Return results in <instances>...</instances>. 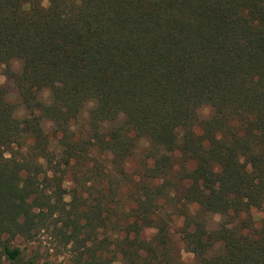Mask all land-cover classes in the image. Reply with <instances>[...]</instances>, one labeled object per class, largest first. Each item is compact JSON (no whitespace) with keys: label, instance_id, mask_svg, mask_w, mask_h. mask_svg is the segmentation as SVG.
I'll return each mask as SVG.
<instances>
[{"label":"trees","instance_id":"16d2710c","mask_svg":"<svg viewBox=\"0 0 264 264\" xmlns=\"http://www.w3.org/2000/svg\"><path fill=\"white\" fill-rule=\"evenodd\" d=\"M0 72V264H264V0H0Z\"/></svg>","mask_w":264,"mask_h":264},{"label":"rangeland","instance_id":"374dc122","mask_svg":"<svg viewBox=\"0 0 264 264\" xmlns=\"http://www.w3.org/2000/svg\"><path fill=\"white\" fill-rule=\"evenodd\" d=\"M0 78H3V82L0 83V87L7 90L11 100H16L13 81L1 72ZM200 114L202 117H206L209 115V110L203 109ZM65 200L67 201L68 197H66ZM212 219V224L218 221V217H214ZM179 224L180 221L177 220L176 224L172 228L173 248L179 255H181L184 262H190L192 260V255L184 251L179 236L175 231L177 230ZM13 245L19 247L23 251L26 260L27 257L37 258L38 264L67 263L69 246L65 247L62 240L54 236V231L52 229L37 232L36 236L31 241L23 238H16Z\"/></svg>","mask_w":264,"mask_h":264},{"label":"clouds","instance_id":"9594fccd","mask_svg":"<svg viewBox=\"0 0 264 264\" xmlns=\"http://www.w3.org/2000/svg\"><path fill=\"white\" fill-rule=\"evenodd\" d=\"M3 82V78H0V83H2Z\"/></svg>","mask_w":264,"mask_h":264}]
</instances>
